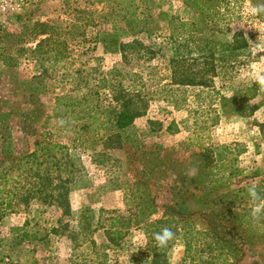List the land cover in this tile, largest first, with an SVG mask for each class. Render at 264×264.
I'll list each match as a JSON object with an SVG mask.
<instances>
[{"label":"rangeland","instance_id":"1","mask_svg":"<svg viewBox=\"0 0 264 264\" xmlns=\"http://www.w3.org/2000/svg\"><path fill=\"white\" fill-rule=\"evenodd\" d=\"M258 2L207 0L202 8L216 12L207 18L184 0H27L23 6L0 0V35L15 37L3 42L9 53L18 45L46 48L45 37L36 36L37 23L66 29L64 59L46 52L24 54L11 68L0 62V114L6 119L0 172L33 152L42 133L66 148L58 157L67 162H62L65 173L71 172L62 209L33 197L5 210L0 264H132L133 258L139 260L134 264H149L143 255L152 250L160 264H201L206 259L200 254L184 260L187 241L192 254L195 247L216 249L218 242L234 254L231 264H264V215L250 216L247 193L264 181V91L240 96L256 84L254 76L264 75V14L248 11ZM127 13L139 19L134 34ZM171 36L187 38L193 55L197 41L210 42L217 55L227 54L237 36L247 47L229 64L216 63L208 87L177 86L169 79ZM142 53L148 55L141 58ZM193 58L186 61V74L209 78L204 63ZM113 70L118 71L110 74ZM112 75L114 84L140 92L144 115L129 129L128 144L95 136L82 142L75 128H66L73 116L63 113H75L73 104L83 97L90 107L106 105L112 93L100 89V80ZM135 75L143 78V87L132 85ZM62 96L63 104L72 105L55 111V98ZM221 148L222 165L215 161ZM99 152L110 160L96 156ZM239 189L245 192L235 198L230 192ZM151 205L156 214L144 217ZM82 213L88 229L79 225ZM176 226L189 228L194 237H175L157 248L153 233Z\"/></svg>","mask_w":264,"mask_h":264},{"label":"trees","instance_id":"2","mask_svg":"<svg viewBox=\"0 0 264 264\" xmlns=\"http://www.w3.org/2000/svg\"><path fill=\"white\" fill-rule=\"evenodd\" d=\"M207 0H184V5L197 11L202 16L210 18L211 12L216 13L215 9L212 8H202L206 6ZM200 3V5H198ZM128 25H132L129 28V33H135V27L139 23V19L134 16V14L127 13L124 16ZM180 28H184L185 25L180 23ZM34 30H38L36 36L45 37L44 44L46 48H38L37 50L26 49L20 45L14 48L12 53L8 52V48L3 46V42H6L7 39L15 38L13 35L3 34L0 35V62H3L8 67H15L18 62L17 58L24 55H40L46 52L53 53L56 59L65 58V43L61 40L62 33L66 29L60 28L53 24L47 23H37L34 25ZM173 41L174 55L168 60V68L171 69L170 81L172 84L177 86H199V87H208L212 83V78H214L216 73L217 64L226 65L229 64L231 59H236L240 51L247 47L246 39L242 36H237L236 40L230 47V50L227 54L217 55V50L211 46L210 42L205 44H200V42H195V51L196 55H193L192 50L188 48L187 38L181 37L175 39L174 36H171ZM148 53L139 54L141 58L146 57ZM194 56L191 61L198 62L202 61L206 68L207 72H210L209 78L204 75L198 76V74H192L191 76L187 75L184 71L186 68V61L190 57ZM153 58V57H152ZM54 58V62H56ZM151 58H148L150 60ZM175 68V71L173 70ZM118 70H113L110 74L116 73ZM177 71L179 74L177 75ZM114 75V74H113ZM112 75V76H113ZM197 77L195 78V76ZM176 76H178L176 78ZM197 79V80H196ZM132 85L144 86L143 78L140 75H135L132 80ZM115 86V88H114ZM100 89L110 90L112 93V99L106 103V105H97V106H88L87 98L83 97L77 100L73 104V108L76 111L67 112L65 111L63 115L70 113V116H73L72 122L68 123L66 119L69 116H66L65 123L66 128L73 127L76 130V134L79 135V139L83 141L84 137L95 136L96 140L99 142L111 141L113 138H119L123 144H128V131L133 126L134 121L143 116L145 112L144 103H141L140 92L133 87H126L117 82L114 84L113 78H103L100 80ZM113 88V89H112ZM260 90L257 84H253L251 88H246L240 96H244L247 91H252L253 95H256V91ZM67 101L66 97H57L55 98V111L61 110L60 105L64 107H69L71 103L63 104ZM141 103V105H139ZM239 108H246V104H239ZM74 113V114H73ZM57 115V114H56ZM69 120V119H68ZM74 123V125H73ZM6 125V119L2 118L0 114V129ZM94 141V143H95ZM132 147L135 149L138 148L137 145L132 144ZM66 148L63 145L57 144L48 138L46 133H42L38 136V140L35 144V149L29 154H24L19 158L12 161L11 166L1 169L0 172V219L4 214L5 210L9 209L14 201L21 200L26 203L28 199L33 197H38L41 201L45 203L55 204L58 208L62 209L66 204V197L68 193L67 183L70 181V173L62 166V162L67 163L64 157H58V154H62ZM221 148L220 151H217L216 154V163H223L224 161V150ZM105 157L107 160L110 158L104 154L97 153L96 156ZM144 155V154H143ZM203 157L206 159L205 166L210 167L211 161L208 159V155L203 154ZM214 161V160H213ZM10 172H15V178L8 176ZM63 174L65 176H63ZM133 186L138 185L134 182ZM260 184H264V181L257 183V191L262 198L264 196V185L260 187ZM137 187V186H136ZM250 187V186H249ZM245 192L244 189H239L237 191H231L230 193L234 197H238L239 194ZM249 198V197H248ZM65 212V209H63ZM157 208L150 206L149 212L144 216H150L156 214ZM81 229H88L89 225L87 224L86 214L82 213L80 216ZM179 223H177V226ZM174 227L173 232L175 237L186 239L187 237H194L192 231L185 226L180 228ZM195 235L201 238L203 232H196ZM217 248H212V246H207L206 250H199L195 247V250L192 254V243L187 241L184 246V260L186 258H192L196 254L203 255L205 257L204 264H218L217 260L221 256H224L223 264H231L228 258H234V254L231 252H224V247L219 245L216 242ZM152 256L143 255L147 258L149 264H160L157 260L158 254L155 250H152ZM137 257V256H135ZM134 261H139L138 259H132L131 263L134 264ZM203 262L201 264H203Z\"/></svg>","mask_w":264,"mask_h":264},{"label":"clouds","instance_id":"3","mask_svg":"<svg viewBox=\"0 0 264 264\" xmlns=\"http://www.w3.org/2000/svg\"><path fill=\"white\" fill-rule=\"evenodd\" d=\"M250 15L264 14V0H259L258 4L252 6L249 10ZM255 83L261 91H264V75L257 74L254 76ZM260 109L256 114H260ZM250 201V216L257 219L264 215V199H262L257 191L256 185H251L247 189ZM175 239V233L168 227L161 229L159 232L153 233V240L157 248H166L170 241Z\"/></svg>","mask_w":264,"mask_h":264},{"label":"built area","instance_id":"4","mask_svg":"<svg viewBox=\"0 0 264 264\" xmlns=\"http://www.w3.org/2000/svg\"><path fill=\"white\" fill-rule=\"evenodd\" d=\"M27 0H10V3L13 2V4H18L19 6H23L24 4H26Z\"/></svg>","mask_w":264,"mask_h":264}]
</instances>
